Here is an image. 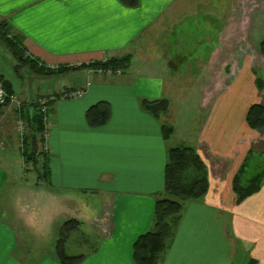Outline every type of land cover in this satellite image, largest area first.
<instances>
[{
	"label": "crops",
	"instance_id": "crops-1",
	"mask_svg": "<svg viewBox=\"0 0 264 264\" xmlns=\"http://www.w3.org/2000/svg\"><path fill=\"white\" fill-rule=\"evenodd\" d=\"M204 4L217 10L226 23L208 63L197 64L204 73L214 70L209 75L217 92L193 148L206 166L208 190L201 200L183 204L158 264H264V181L240 204L232 189L234 176L249 151V137L264 138V126L260 131L247 126V109L255 103L264 108V104L256 99L255 91L248 92V84L255 80L248 54L245 51L244 57L239 54L235 58L230 35L232 23H245V27L246 23H264V0H138L136 8L119 0H0V23L21 43L22 55L21 60L15 59L0 41V79L5 90L16 94L22 103L18 109L7 106L0 111V264H61L56 249L50 252L44 246H30L29 215L12 210L8 214L2 204L16 187L11 182L14 174L25 171L20 135L15 130L17 115L21 108L37 105L41 96L49 93L55 100L49 103L50 122L38 149L43 152L47 176L41 178L35 171L34 179L54 195L75 198L66 202L71 216L66 212L63 216L78 222L77 232L86 240L72 248L66 244L65 254L82 255L80 264H135L134 244L152 229L154 204L162 197L167 163L161 119L145 112L141 101L164 99L163 80L133 71L96 73L87 68L50 77L33 70L28 62L51 70L126 55L132 60L142 46L147 47L145 52L150 50L151 30L161 27L165 12L179 5L199 10ZM171 38V54L183 53L185 38L174 31ZM250 41L258 46L261 42ZM238 58L240 62L233 63ZM177 59L186 60L183 55ZM165 68L178 69L171 60ZM86 70L90 73L80 76ZM234 72L239 78L233 86L219 84L215 90V75ZM74 74L80 77L73 82L58 79ZM39 85L48 88L41 92ZM78 88L84 91L82 97H63ZM99 102L108 105L109 117L105 124L92 127L86 113ZM231 158L235 161L228 170L226 162ZM222 180L226 182L217 187L215 181ZM79 219H86L84 231ZM58 235L50 236L55 242Z\"/></svg>",
	"mask_w": 264,
	"mask_h": 264
},
{
	"label": "rangeland",
	"instance_id": "rangeland-1",
	"mask_svg": "<svg viewBox=\"0 0 264 264\" xmlns=\"http://www.w3.org/2000/svg\"><path fill=\"white\" fill-rule=\"evenodd\" d=\"M203 6L204 7L199 8V10L197 9V11L190 5H185L184 7H180L179 5V8H176V10H168L165 12L159 21L161 27L156 28L153 32L151 30L153 44L150 50L145 52L146 46L139 48L142 49V51H138L136 57L130 61L129 66L122 70V74L133 71L141 75L160 77L163 80L164 87L162 98L168 100L169 106L166 114L160 116V119L162 124L173 128L172 134L166 139L165 143L167 157L169 150L172 148H194L196 142L200 138L204 124L207 122L206 119L209 115V106L213 100V95L217 94L212 87L210 80L211 75H209V73L214 72V70H207L204 73L203 70L197 67V64L200 63L205 65L206 62L208 63L207 57L217 38L223 35L226 23L222 22L224 17L219 14L217 10L207 7L205 4ZM212 16H215V21H217V23L213 20L215 18ZM244 24L245 23H232L230 35L234 43L233 55H235V58H237L239 54L241 57H244L246 51L248 54L247 61L249 66L252 67V74L255 73L264 80V58L259 54L258 45L256 43H251V41L249 42V40L261 41L264 38V23H246V27L248 26V42L245 39L246 32L244 31L246 27ZM172 31L177 32V37L185 38L186 43L183 53L179 51L177 54H171ZM222 45L223 44H221V46ZM173 54L175 57H172ZM182 55L186 59L183 62L177 59V56L181 58ZM168 60L173 61V63L175 62L178 69L175 71H170L169 68L166 69L165 65L168 63ZM237 62H240L239 58L237 61H235V59L233 60V63L237 64ZM236 68H238V66H236ZM90 71L93 72L92 70ZM97 71L94 70L96 73ZM88 73H90L89 70L82 71L80 76L88 75ZM80 76L79 74H74L70 78L67 76L62 78L58 77V79L65 80L66 83H69ZM249 76L252 79L250 73ZM215 77L218 80L217 83H215V90H218L219 84L223 85L224 83H229V85L233 86L237 82L239 75L234 72L231 75H215ZM248 80L250 81V79ZM252 84L254 83L251 82L248 84V92H250V90L255 91V95L257 96L256 99L264 104V91L258 92L254 90L255 87L253 85L252 88ZM47 88L48 87L43 85H39L38 87L41 92L46 91ZM17 120H19V117ZM20 120L23 121L25 125V121L23 119ZM17 128V122H15V130L16 133L20 135V146H22V137L26 129L25 131L18 132ZM246 138L248 137H245L244 140H246ZM242 144H245V142L242 141ZM247 144V149L249 151L246 156H243L242 165L234 176V178L238 177V182L242 190L249 187L250 180L253 177L264 175V138L258 137V135L255 138L249 137ZM22 152L21 148L20 153L24 162L22 163V170L25 171L23 172L21 170L22 174H14L11 182L16 184L14 185L16 187L11 188L10 197L2 204H5V208L8 209V214H10L12 210L17 212V214L18 211H21L23 213L22 216L29 215V220H31L29 221V231H31V233L27 240L30 246L33 248H42L44 246L45 248H49L50 252H52L56 249L59 235L55 242L52 240L51 236L54 232L58 234L61 225L65 221L72 219V217L65 218L63 215L65 212L66 214L69 213L66 202L68 200L75 201V198L68 195L69 197L64 196V200V197L54 195L53 192L42 187L41 182H36L33 160H24ZM236 156H238V154ZM234 161L235 158L227 160V169L231 168ZM16 167H19L18 163ZM14 171L17 170L15 169ZM27 172H29V178L26 177ZM262 180L264 181L263 176ZM215 182H217L216 186L220 187L226 180ZM34 188H36V190ZM9 191L10 190L6 193L9 194ZM52 196H54V199L50 200ZM91 196L92 195H89V198H91ZM163 196H165L164 193H162V197ZM69 215L71 216L70 213ZM173 218L174 217L169 220L171 224L174 222L172 220ZM78 221H80L82 225L83 222H86V219L84 221L79 219ZM77 229L67 234L63 246L64 251L66 244L72 248L75 245L81 246L86 240L85 236L77 232ZM80 230H85L83 229V225Z\"/></svg>",
	"mask_w": 264,
	"mask_h": 264
},
{
	"label": "trees",
	"instance_id": "trees-1",
	"mask_svg": "<svg viewBox=\"0 0 264 264\" xmlns=\"http://www.w3.org/2000/svg\"><path fill=\"white\" fill-rule=\"evenodd\" d=\"M123 5L129 8H136L138 0H119ZM0 41L11 51L15 59L21 60V43L15 37L10 36L5 23H0ZM259 54L264 58V38L258 46ZM25 60V59H24ZM131 57L129 55L120 58H111L102 62H94L78 67H59L57 69H44L37 67L32 61L28 65L36 72L45 76L61 75L68 71L81 69L100 70L112 74L122 72L129 66ZM26 62V60H25ZM255 88L258 92L264 91V80L253 73ZM11 93V92H8ZM142 109L159 119L164 115L169 106L166 99L142 100ZM2 106H0L1 111ZM29 110L31 112L29 113ZM20 119L25 121L26 135L22 140V155L24 160H33L35 171H39L41 178L47 176L46 161L39 152L42 148L46 125L43 121V115L39 112L37 105L27 108H21L18 114ZM109 117V107L104 102H99L86 113V119L89 125L97 127L105 124ZM245 122L249 129L260 131L264 126V108L258 104H251L245 115ZM171 126L161 125V134L163 139H168L172 134ZM40 144V145H39ZM31 151V152H29ZM264 177V175H262ZM262 176L257 175L250 180V185L246 189H241L238 177L233 179L232 189L236 194V203L240 204L247 197L256 193L262 181ZM165 196L155 200L153 210V223L151 231L143 234L135 242L133 248V257L135 264H158L161 256L166 250L167 239L172 235L173 224L170 218L176 221L183 209V204L188 201L201 200L208 190V178L206 166L197 152L191 147H175L169 150L167 163L164 169V187ZM78 222L71 219L65 221L59 230L56 252L57 258L61 264H80L83 260L82 255L69 256L64 252V241L67 234L78 228ZM249 264H253L252 262Z\"/></svg>",
	"mask_w": 264,
	"mask_h": 264
},
{
	"label": "built area",
	"instance_id": "built-area-1",
	"mask_svg": "<svg viewBox=\"0 0 264 264\" xmlns=\"http://www.w3.org/2000/svg\"><path fill=\"white\" fill-rule=\"evenodd\" d=\"M84 94L83 89H76L72 92H70L69 94H64L63 97L64 98H80L82 97ZM55 100V97L53 94L49 93V94H45L42 95L41 98L38 100L37 103V107L39 109V112L43 115V121L44 124L47 126H49V122H50V114L48 112V106L49 103L53 102ZM0 106L2 107H13V108H20L22 106L21 101L18 99L17 95L14 93H8L5 88H4V83L3 80L0 79ZM17 131L18 132H22L23 130L25 131V125L24 122L20 120H17ZM46 134V133H45ZM44 134V136H45Z\"/></svg>",
	"mask_w": 264,
	"mask_h": 264
}]
</instances>
